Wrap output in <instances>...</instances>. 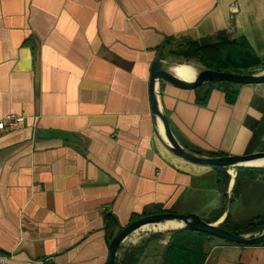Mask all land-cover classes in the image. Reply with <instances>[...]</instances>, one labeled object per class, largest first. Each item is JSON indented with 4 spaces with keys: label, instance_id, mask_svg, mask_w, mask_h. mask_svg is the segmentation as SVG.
<instances>
[{
    "label": "crops",
    "instance_id": "obj_1",
    "mask_svg": "<svg viewBox=\"0 0 264 264\" xmlns=\"http://www.w3.org/2000/svg\"><path fill=\"white\" fill-rule=\"evenodd\" d=\"M158 53L165 67L263 72L264 0H0V118L25 117L0 132L7 264H107L110 229L152 213L262 220L264 174L235 178L170 150L148 90ZM155 94L186 151H264V83L160 80ZM189 238L178 258L192 264H264V242ZM170 239L140 240L136 264L176 258Z\"/></svg>",
    "mask_w": 264,
    "mask_h": 264
},
{
    "label": "water",
    "instance_id": "obj_2",
    "mask_svg": "<svg viewBox=\"0 0 264 264\" xmlns=\"http://www.w3.org/2000/svg\"><path fill=\"white\" fill-rule=\"evenodd\" d=\"M164 56L158 53L150 66L149 77V97L151 110L156 114L163 125L165 136L170 150L176 155L187 159L189 161L210 165L214 167L233 168L238 167H254L248 165H240L238 162L250 160L257 157H264V151H257L246 153L242 155H223L216 157H205L190 153L183 149L174 138L166 116L159 110L155 94V85L158 81L163 80L180 88H196L206 82H231L237 84H250V83H264V71L260 73H235L229 71L215 70V69H201L193 81H186L176 78L164 66ZM166 219H177L184 223L180 228H189L194 231L202 232L225 241H229L242 245H256L264 242V230L257 235H241L230 232L220 224L208 223L202 220L195 214H182L174 212H161L144 215L137 219L130 221L125 226H119L115 234L108 242V259L107 264H116V253L120 244L134 231L141 226L151 223H158Z\"/></svg>",
    "mask_w": 264,
    "mask_h": 264
},
{
    "label": "trees",
    "instance_id": "obj_3",
    "mask_svg": "<svg viewBox=\"0 0 264 264\" xmlns=\"http://www.w3.org/2000/svg\"><path fill=\"white\" fill-rule=\"evenodd\" d=\"M222 84H231V82H225V81H222L221 82ZM234 95H235V90H228V100H233L234 98ZM215 168H222V167H215ZM237 175L241 172H244L246 175H249V176H252L258 172H262L260 169V167H238L237 168ZM236 184V183H235ZM138 217H136L137 219ZM227 224V217L224 219L223 221V225H226ZM248 226H252L253 224H258L259 227L258 229H262L264 227V220H259L258 219H254V220H250L246 223ZM222 225V227H223ZM110 227L109 224H107L106 226V229H108ZM224 228V227H223ZM225 229V228H224ZM110 233L108 234V239L110 240L112 238V236L115 234L116 232V228L113 227L112 229H110ZM227 230V229H226ZM231 232V231H230ZM235 234H238L236 231L233 232ZM203 235L205 236H209L208 234H205V233H202V232H198V231H194V230H191L189 228H182V229H176L174 231H172L171 233V239H170V242L168 244V248H167V252H166V255L168 254V256L170 255H174L177 256L176 258H174L173 260H167L165 259L164 261V264H192V260H188V261H184L182 260V258H178V257H181L183 256V254H187V251H188V245H190V238L189 237H193V238H201L203 239ZM229 242V241H227ZM229 243H232V242H229ZM263 243V242H261ZM261 243H258V244H261ZM236 244V243H234ZM256 244V245H258ZM141 252V249H139V251L136 253L137 255L140 254ZM173 253V254H171ZM136 254H133L132 256H127V258H129V261L127 264H136L137 262V256ZM191 254V252L189 253ZM116 264H125L123 262L121 263H116Z\"/></svg>",
    "mask_w": 264,
    "mask_h": 264
},
{
    "label": "rangeland",
    "instance_id": "obj_4",
    "mask_svg": "<svg viewBox=\"0 0 264 264\" xmlns=\"http://www.w3.org/2000/svg\"><path fill=\"white\" fill-rule=\"evenodd\" d=\"M235 53V52H234ZM236 54V53H235ZM234 54V56H235ZM237 55V54H236ZM168 65V64H166ZM194 68H196L197 71H200L201 68L200 67H196L194 66ZM230 68H233L234 70H238L239 72H243V73H250V71H248L247 68H244V67H235V66H232ZM228 169H231L234 171L235 173V178L237 177H241L242 174H245L243 172L239 173L237 175V168L236 169H233V168H228ZM260 169H262L261 171L262 172H258L260 174H264V166L263 167H260ZM256 173V172H255ZM237 187V186H236ZM236 192V191H235ZM262 220H264V217L262 218ZM238 223V224H237ZM234 222V223H231V224H226V225H223V227L225 229H227L228 231H233V230H236V232L238 234H241V235H247V236H250L251 234L253 233H250L251 231H254L256 229H258L259 225L258 224H253L252 226H248L247 224H244V225H240L241 223L240 222ZM240 225V226H239ZM222 227V225H221ZM176 229H182V228H176ZM176 229H167V230H144V231H138L136 232V234L134 233V235H132L131 239H128V240H124L120 246L118 247V250H117V258H118V263H125L127 264L128 261H129V258H127V256H132L133 254H136L139 249H141V246L139 245L140 244V240H144V239H152V238H155V237H160V236H163V235H167L169 233H172V231L176 230ZM132 233V234H133ZM211 236H205L203 235V239L204 238H207L209 239ZM127 255V256H126ZM137 256V254H136Z\"/></svg>",
    "mask_w": 264,
    "mask_h": 264
},
{
    "label": "bare ground",
    "instance_id": "obj_5",
    "mask_svg": "<svg viewBox=\"0 0 264 264\" xmlns=\"http://www.w3.org/2000/svg\"><path fill=\"white\" fill-rule=\"evenodd\" d=\"M166 69L178 79H182V80H186V81H192L193 69H195V68L191 65H188V64L170 63V64L166 65ZM196 72L198 73L197 70H196ZM161 129H162L164 138H166L165 132H164V129L162 126H161ZM238 164L254 166V167H263L264 166V157H257V158H253L250 160L240 161V162H238ZM230 171L233 174V170H230ZM182 226H184V223L180 220L166 219V220L160 221L158 223H151V224L143 225L139 229H137L134 233L136 234V232L144 231V230L149 231V230L176 229V228H180ZM134 233L127 236V238L125 240L132 237V235H134Z\"/></svg>",
    "mask_w": 264,
    "mask_h": 264
},
{
    "label": "built area",
    "instance_id": "obj_6",
    "mask_svg": "<svg viewBox=\"0 0 264 264\" xmlns=\"http://www.w3.org/2000/svg\"><path fill=\"white\" fill-rule=\"evenodd\" d=\"M25 123V117L22 114L9 113L6 116L0 118V132H6L14 127H21ZM8 256L5 254L0 255V264H7ZM27 264H38L33 261H29Z\"/></svg>",
    "mask_w": 264,
    "mask_h": 264
},
{
    "label": "clouds",
    "instance_id": "obj_7",
    "mask_svg": "<svg viewBox=\"0 0 264 264\" xmlns=\"http://www.w3.org/2000/svg\"><path fill=\"white\" fill-rule=\"evenodd\" d=\"M198 75V73L196 72L195 69H193V76H192V80L194 81L196 76Z\"/></svg>",
    "mask_w": 264,
    "mask_h": 264
}]
</instances>
